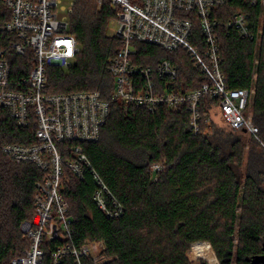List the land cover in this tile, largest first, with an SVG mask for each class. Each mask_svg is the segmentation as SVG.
Returning <instances> with one entry per match:
<instances>
[{
    "label": "trees",
    "instance_id": "16d2710c",
    "mask_svg": "<svg viewBox=\"0 0 264 264\" xmlns=\"http://www.w3.org/2000/svg\"><path fill=\"white\" fill-rule=\"evenodd\" d=\"M236 11L252 8L247 0H232L220 10L222 20ZM8 15L0 0V16ZM114 17L109 3L99 8L96 0H76L70 33L81 47L77 62L68 70L47 69L51 94L98 91L109 102L99 142L82 146L123 207L120 218L108 219L93 200L92 173L87 171L79 180L66 171L63 195L70 206L72 235L65 243L79 248L87 241H103L109 258L105 264H190L187 253L196 244L210 245L220 264H251L264 248V32L258 48L256 41L220 32L227 85L255 87L252 114L258 135L233 131L225 121L223 127L214 124L209 115L214 102L208 99L201 131L194 135L185 108L150 113L113 99L108 63L122 47L109 31ZM195 33L199 38L197 25ZM134 47L137 64L156 67L170 61L186 90L207 80L185 51L170 55L153 46ZM11 59L13 77L27 76L31 63ZM34 133V126L20 129L0 111V264H10L28 247L21 225L34 219V199L43 179L36 167L12 163L1 146L30 145ZM153 164H162L164 170L151 172ZM60 244L44 242V264H52L51 253ZM63 264L75 262L68 257ZM82 264L93 263L84 259Z\"/></svg>",
    "mask_w": 264,
    "mask_h": 264
},
{
    "label": "built area",
    "instance_id": "2783aa9c",
    "mask_svg": "<svg viewBox=\"0 0 264 264\" xmlns=\"http://www.w3.org/2000/svg\"><path fill=\"white\" fill-rule=\"evenodd\" d=\"M99 8L109 3L115 12L114 36L121 40L118 55L110 59L108 72L114 79L113 99L126 108L155 113L161 108L186 109L194 135L201 131L206 99L214 102L209 112L220 111L230 129L256 137L252 103L255 87L231 89L221 69L220 32L236 34L258 43L264 32V0H247L251 12L236 11L222 20L220 10L232 0H96ZM76 0H2L9 15L0 16V111L20 129L34 126L33 143H5L1 152L16 165H32L43 173L35 195V215L21 231L28 247L10 264H44V242H63L51 253L52 264L72 258L75 264L89 259L105 264L103 241H87L79 248L65 243L72 235L70 206L63 195L64 177L70 171L83 180L94 177L93 200L111 220L120 218L123 207L93 168L83 144L99 142L110 104L98 91L53 95L47 69L72 68L81 52L70 33V15ZM196 25L200 37H196ZM198 39V42H196ZM135 44L162 49L173 55L189 54L193 67L207 80L186 90L170 61L156 67L135 62ZM31 63L27 76L13 77L11 58ZM258 60L255 61L257 65ZM164 170L153 164L151 172Z\"/></svg>",
    "mask_w": 264,
    "mask_h": 264
},
{
    "label": "rangeland",
    "instance_id": "374dc122",
    "mask_svg": "<svg viewBox=\"0 0 264 264\" xmlns=\"http://www.w3.org/2000/svg\"><path fill=\"white\" fill-rule=\"evenodd\" d=\"M114 25H115V21L113 19V20H111L110 25H109V31H110L111 35H114V33H115V29L113 28ZM260 43H261V40L258 43V47L260 46ZM209 115H210L211 120L214 124L223 127V120H222V116H221V113L219 110L214 109L212 112H210ZM196 247L198 249H196ZM201 250H202V252H200ZM198 252H200V253H198ZM202 253L209 256V258L206 260L203 257H201L200 254H202ZM187 257L190 261V264H211L209 261H211L212 264H220L218 258L216 257L215 252L213 251L211 246L208 244H196V245L192 246L190 251L187 253Z\"/></svg>",
    "mask_w": 264,
    "mask_h": 264
},
{
    "label": "water",
    "instance_id": "95a60500",
    "mask_svg": "<svg viewBox=\"0 0 264 264\" xmlns=\"http://www.w3.org/2000/svg\"><path fill=\"white\" fill-rule=\"evenodd\" d=\"M244 133L246 132L244 131ZM251 264H264V248H263V254L254 258Z\"/></svg>",
    "mask_w": 264,
    "mask_h": 264
},
{
    "label": "bare ground",
    "instance_id": "6f19581e",
    "mask_svg": "<svg viewBox=\"0 0 264 264\" xmlns=\"http://www.w3.org/2000/svg\"><path fill=\"white\" fill-rule=\"evenodd\" d=\"M211 264H212V262L211 261H209Z\"/></svg>",
    "mask_w": 264,
    "mask_h": 264
}]
</instances>
